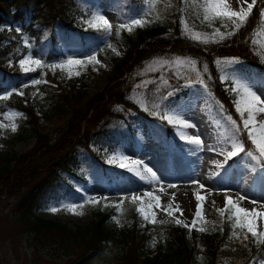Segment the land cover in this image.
I'll return each mask as SVG.
<instances>
[{"label":"trees","instance_id":"16d2710c","mask_svg":"<svg viewBox=\"0 0 264 264\" xmlns=\"http://www.w3.org/2000/svg\"><path fill=\"white\" fill-rule=\"evenodd\" d=\"M144 1L131 0L137 7ZM202 3L204 0H165L163 6L156 8L155 18L143 28L131 35L122 30L120 37L130 45L129 51L124 58L115 61L105 88L89 95L86 73L68 79L48 68L21 73L17 66L29 52V47L25 46L26 38L34 39L41 48L50 49L45 64L66 60L67 55L55 27L59 24L63 31L76 30L81 19L90 17L92 8L85 6L83 0H0V97L11 93L8 99H0V114L10 107L26 114L28 119L18 120L15 139L36 140L29 153L16 150L0 152V199L19 198L18 217L39 234L37 239L40 242L45 241L40 236L42 229L49 228L55 230L54 236H63L67 249V243L80 246L83 256L86 252L104 250L113 244L120 248L118 264H202L201 257L207 264H260L264 260V254L250 236L244 242L242 236L240 239L230 238V222L226 219H221L215 228L205 232L197 230L205 227L204 223L191 231L175 222H148L141 226L142 218L134 211L136 203H133L132 226L118 228L113 220L118 210L109 206L107 210L100 207L96 219L89 224L70 228L37 213L64 189V185L71 184L64 174L71 179H81L80 149L90 150L91 145H95L98 146L96 151L107 156L126 137L122 127L124 113L119 107L142 111L129 98L131 89L126 86L125 76L153 58H193L202 67L206 65L207 85L215 103L214 118L219 121L225 135H231L230 125L223 116L232 114L240 122L232 103L237 97L235 93L225 91L230 84L221 83L215 62L218 58H236L260 72L264 71V63L255 52L256 45L251 43L258 32L264 35V24L259 16L264 0H257L245 26L219 43H197L182 31V19L207 35L213 34L216 28L221 32L234 30V26H224L219 19L211 24L204 20L203 9L200 8ZM18 24L20 27H16ZM85 33L90 39L104 35L94 30ZM253 33H256L255 37ZM33 79L49 83L33 86ZM10 84L13 89L6 92ZM20 90L23 95L17 94ZM186 93V89L175 93L170 97V103L176 104ZM217 101L224 105L223 114ZM54 118L63 123L57 134L50 136L42 120ZM242 139L245 147L249 148L251 145L246 133ZM119 203L121 201L114 204Z\"/></svg>","mask_w":264,"mask_h":264},{"label":"rangeland","instance_id":"374dc122","mask_svg":"<svg viewBox=\"0 0 264 264\" xmlns=\"http://www.w3.org/2000/svg\"><path fill=\"white\" fill-rule=\"evenodd\" d=\"M57 1L55 0V2ZM251 2L252 0H227L230 7L236 11L240 10L241 5L246 8L247 4ZM83 3L85 6L91 7L92 12L99 11L109 19L113 25L112 33L110 36L104 34L98 38L90 39L89 35L85 33V25L81 23L82 19L78 27L75 28L76 30L63 31L57 24L55 28L67 58L73 57L86 61L89 55L95 54L99 63H88L81 66L79 75H76L77 69L74 67L71 77H69L68 69H57L55 72L60 73L62 78L68 79L80 77L84 73L88 74L87 90L89 95H93L105 88L108 77L113 73L115 61L124 58L129 51L130 45L120 37L122 30L117 35V26L144 13H147L146 20L148 21L144 26L147 25L152 18H155L156 8L161 7L160 5L163 6L165 0H145L140 7L135 6L131 0H83ZM143 27H133L131 33L125 29V32L131 35ZM183 31L197 43H204L203 37L212 35L195 30L186 21ZM197 36L201 39H196ZM135 39L137 40V37H134ZM256 39L255 51L264 63V35L258 32ZM25 41L29 47L28 54L45 62L50 49L37 46L34 39L26 38ZM109 44L113 47L109 48ZM176 58L179 57L153 58L135 69L132 74L125 76L126 86H130L131 89L129 98L144 113L119 107V110L124 113L122 127L127 134L121 144L107 156L101 153L95 154L94 146L90 151L81 149L79 161L82 165V179H70L72 186L64 185V189L56 197L50 199L46 207L37 211L38 214L60 221L70 228H76L95 220L96 212L100 207L107 210L116 201L127 197L123 200V212L117 217L119 223L115 221L114 223L118 228L129 227L134 223L131 196L135 194L143 197L146 191H152L154 195L159 196L163 207L166 208L169 204L172 206V216L160 208H153L158 222H175L176 219H179L183 222L182 225L184 223L191 225L197 207L195 198L197 192L206 198L202 202L204 220L198 221L197 226L204 223L206 230H212L221 221L216 209L223 207L225 190L233 198L239 195L247 197L248 199L243 201L241 206L249 209L257 207L264 211V208H260V204H264V171L255 167L250 158L241 154L234 161H229V165L221 170L219 176L210 178L209 173L217 171L213 162L222 161V156L217 155L216 151H212L210 148L219 150L224 146L222 141L226 135H224L219 121L214 118L212 99L205 92L203 86L194 82L196 73L191 70L190 66L186 64L172 65V67L160 66V61L171 62ZM180 59L187 61L191 58ZM218 60L223 62L232 59ZM238 61L239 63L230 66L223 63L219 66L216 64L220 77L227 74L231 79L234 75L249 83L264 99V72L262 74L255 67ZM60 62L62 61L57 60L52 63ZM17 69L24 73L19 64ZM197 69L207 84L208 72H204V67L200 66L198 62ZM177 72L182 74L181 78L177 77ZM162 77L168 81L167 85L163 83ZM185 89L187 93L182 95L174 105L170 103L171 101L169 102L170 98L164 99L169 91L175 94ZM169 110L181 113L187 122L194 123L196 127L184 129L176 125H169L162 118V115ZM18 113L21 115L17 116ZM19 118L28 119V116L13 107L0 114V125L4 126L0 127V152L16 150L19 153H29L33 150L35 138H28L24 141L15 139L19 129ZM257 119L264 121V114H259ZM13 123L17 126L15 132L11 130ZM62 123L61 120L55 118L42 120V125L50 136L57 134ZM169 128H172V131ZM181 132L186 135L198 132L204 142L203 150L196 151L191 145L180 140L179 133ZM114 155H126L130 159L141 160L143 162L141 170L143 166L151 167L157 173L160 183L149 184L141 180L126 169H121L118 166L119 161L116 164H108V159ZM194 180L199 181V184L205 187L201 189L198 184L193 183ZM169 184H174L176 187H168ZM68 188V192H65V189ZM209 189L211 194H209ZM85 195L97 198L108 197V199L107 201L101 200L100 204L86 205L83 209H78L77 211L82 212L83 215H72L64 209L66 204L81 202ZM144 199L147 200L146 197ZM18 200L19 198L15 196L0 199V264H118L120 262L118 246L110 244L104 250L86 252L83 256L84 251L80 246H72V243H67V249L62 241L63 236H54V229H42L43 232L40 236L44 237L45 241L40 242L37 239L39 234L32 229L30 224L24 223L18 217L20 214L17 211ZM249 200H256L258 204L253 205L249 203ZM213 201H215V205H213ZM105 204L109 206L105 207ZM139 206H141L140 202L137 201L135 212ZM52 207L61 210L53 214L50 211ZM261 227L264 228V223L261 224ZM201 263L207 264L203 257H201Z\"/></svg>","mask_w":264,"mask_h":264},{"label":"snow or ice","instance_id":"6c2138e0","mask_svg":"<svg viewBox=\"0 0 264 264\" xmlns=\"http://www.w3.org/2000/svg\"><path fill=\"white\" fill-rule=\"evenodd\" d=\"M257 0H252L251 3L247 4L245 8L241 5L240 10H233L230 5L227 3V0H204V3L200 5V8L203 9V19L209 21L211 24L212 21L219 19L222 22V25L227 26L231 24L234 26L233 31L221 32L219 28L214 29L213 34L209 36L203 37L204 43H219L233 35L236 34L241 27L247 24L248 18L252 13L253 8L256 6ZM147 13L142 14L136 18L131 19L128 22L121 23L117 26V35L120 34V30H127L131 33L133 27H143L146 20ZM259 16L261 18V23L264 24V7L260 9ZM85 25V31L92 29L97 32H102L103 34L110 36L112 33V23L109 19L103 15L99 11H94L91 13L90 17L87 19H83L81 21ZM182 31L185 26V21L181 20ZM253 36H256V33H253ZM218 37V39H217ZM196 39H201V37L197 36ZM251 43L255 46L257 44V39L253 38ZM25 46L27 47V41H25ZM109 48L113 46L111 44L108 45ZM19 67L24 73H29L35 71L37 69L48 68L49 70L55 73L57 69H68L69 77H71L72 69L75 67L77 69L76 75H79V68L88 63H99L97 59V55L91 54L87 57V60L75 59L73 57H69L66 60L60 63H52L45 64L41 59L33 58L31 54H28L19 60ZM160 66L164 67L165 65L172 67V65H188L191 70L196 73L195 83L203 86L205 92L211 96L212 93L208 90V86L205 83V80L201 78L200 71L197 69V62L195 60L189 59L187 61L176 58L174 61L163 60L160 61ZM232 65L235 63H239L238 60L232 59L227 61L217 60L216 64L219 66L221 64ZM156 70V69H153ZM204 72L208 71L207 66H204ZM46 75V73H45ZM178 78L182 77L180 72L176 73ZM165 85L168 84L167 80L161 78ZM221 82L230 84V87L226 88L225 91L235 93L236 99L232 101L234 104L235 113L239 116L240 122L233 118L232 114H225L223 116L224 120L230 125L231 135L226 136V138L222 141L223 145L216 150L215 148H210L212 151H216L217 155L222 156V161H214V167L217 169L215 172L209 173L210 178L213 176H219L221 174V170H224L226 166L229 165V161H234L235 158L240 157L241 154L250 158V160L254 163L255 167H258L260 171H264V121H260L257 119L259 114H264V99L261 98L259 94L250 86L249 83L237 78L236 76H232L229 79L227 74L222 75L220 77ZM42 83H49L46 80L42 79H33L31 84L33 86L40 85ZM150 83V82H147ZM188 86V85H185ZM17 94L23 95V91L20 90ZM9 95L0 97V99H8ZM174 93L169 91L167 96L164 99H168L172 97ZM217 105L223 114L224 105L217 101ZM17 116L21 114H16ZM162 118L169 125H176L180 128L189 129L195 128L194 123H189L186 121L184 116L175 111L169 110L168 112L162 115ZM0 127H4L0 125ZM11 130L15 132L17 130V126L15 123L12 124ZM246 133L247 141L250 142V147H245V142L242 139V135ZM180 140L186 142L191 145L194 150L202 151L204 148V142L198 132L196 134L186 135L185 133H179ZM119 161V167L121 169H126L129 173L134 174L139 177L141 180L148 182L149 184L156 183L159 184L160 180L157 176V173L149 166H143L141 170V165L143 162L139 159H130L126 155L120 156H112L108 159V164H116ZM193 183L198 184L201 189L205 186L199 184V181L194 180ZM168 187H176L174 184H169ZM155 191V190H154ZM209 194H211V190L209 189ZM147 198L145 200L144 198ZM195 198L197 201L196 212L194 218L192 220V224L188 225L186 223L183 224L184 227L189 228L191 231L193 228L197 227L198 221H203L204 217L202 216V202L206 199L205 196L200 195L198 192L195 194ZM108 197L97 198L92 195H85L82 198L81 202L78 203H69L64 205V209H66L72 215H83L82 212H78V209H83L86 205H97L100 204L101 200L107 201ZM127 199V197L122 198L121 203L111 205V207L116 208L117 216L122 214L123 212V200ZM248 199L243 195H239L236 198H233L228 194V191H224V202L223 207L216 209L219 216L223 220H228L230 222L231 233L230 238L240 239L243 237L242 242L247 241L249 236L252 238L253 242L257 245L258 250L262 251L264 254V228L261 227V224L264 223V211L259 210L257 207H253L251 209L241 206L242 202ZM131 200L133 203L137 201L140 202L139 207L136 208V212L139 217L142 218V225L144 223H158L156 219V215L153 212V208H160L163 211H166L169 216H172L173 213L171 211V204H169L166 208L161 205V200L159 196L153 194L152 191H146L143 194V197L133 194L131 196ZM154 202V203H153ZM249 203L253 205H257L258 202L256 200H249ZM213 205H215V201H213ZM109 205L105 204V207ZM260 208H264V204H260ZM60 208L52 207L50 211L55 214L60 211ZM182 214V213H181ZM117 216L113 217V220L119 223ZM159 223H164L163 221H159ZM183 222L179 219L175 220L176 225H181ZM200 232H205L206 228L199 227L197 229ZM239 230V232H237ZM155 245V241H153V246ZM255 264V262H253ZM260 264H264V260L260 261Z\"/></svg>","mask_w":264,"mask_h":264},{"label":"bare ground","instance_id":"6f19581e","mask_svg":"<svg viewBox=\"0 0 264 264\" xmlns=\"http://www.w3.org/2000/svg\"><path fill=\"white\" fill-rule=\"evenodd\" d=\"M245 7V6H244ZM255 189V188H254ZM264 194V193H263Z\"/></svg>","mask_w":264,"mask_h":264}]
</instances>
